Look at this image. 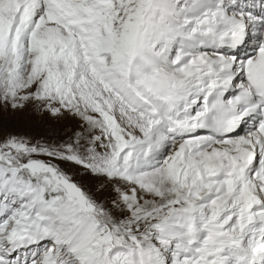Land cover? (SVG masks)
Masks as SVG:
<instances>
[{
	"label": "snow or ice",
	"instance_id": "snow-or-ice-1",
	"mask_svg": "<svg viewBox=\"0 0 264 264\" xmlns=\"http://www.w3.org/2000/svg\"><path fill=\"white\" fill-rule=\"evenodd\" d=\"M0 264H264V0H0Z\"/></svg>",
	"mask_w": 264,
	"mask_h": 264
},
{
	"label": "rangeland",
	"instance_id": "rangeland-1",
	"mask_svg": "<svg viewBox=\"0 0 264 264\" xmlns=\"http://www.w3.org/2000/svg\"><path fill=\"white\" fill-rule=\"evenodd\" d=\"M61 123L52 122L51 123V127L62 135L66 130H68V128L67 127H65V128L63 127V129H61V127H60ZM24 130L25 131H36L35 128H25ZM44 130L48 131V126L47 125L44 126Z\"/></svg>",
	"mask_w": 264,
	"mask_h": 264
},
{
	"label": "bare ground",
	"instance_id": "bare-ground-1",
	"mask_svg": "<svg viewBox=\"0 0 264 264\" xmlns=\"http://www.w3.org/2000/svg\"><path fill=\"white\" fill-rule=\"evenodd\" d=\"M73 126V122L71 121H64L60 124L61 129H63V127H67L68 129H70Z\"/></svg>",
	"mask_w": 264,
	"mask_h": 264
}]
</instances>
